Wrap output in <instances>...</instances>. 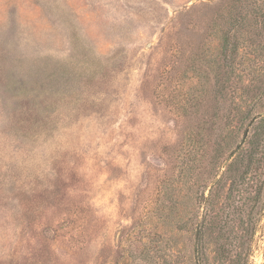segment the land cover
Returning <instances> with one entry per match:
<instances>
[{
	"label": "rangeland",
	"instance_id": "obj_1",
	"mask_svg": "<svg viewBox=\"0 0 264 264\" xmlns=\"http://www.w3.org/2000/svg\"><path fill=\"white\" fill-rule=\"evenodd\" d=\"M264 0H0V264H264Z\"/></svg>",
	"mask_w": 264,
	"mask_h": 264
},
{
	"label": "trees",
	"instance_id": "obj_2",
	"mask_svg": "<svg viewBox=\"0 0 264 264\" xmlns=\"http://www.w3.org/2000/svg\"><path fill=\"white\" fill-rule=\"evenodd\" d=\"M261 120H263V121H264V118H263V119H261Z\"/></svg>",
	"mask_w": 264,
	"mask_h": 264
}]
</instances>
